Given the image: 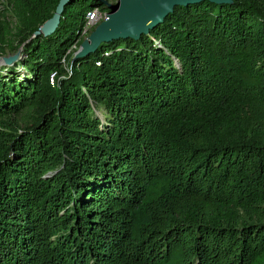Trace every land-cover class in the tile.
<instances>
[{"label": "trees", "instance_id": "trees-1", "mask_svg": "<svg viewBox=\"0 0 264 264\" xmlns=\"http://www.w3.org/2000/svg\"><path fill=\"white\" fill-rule=\"evenodd\" d=\"M59 2L0 19L24 51L0 67V264H264V0L176 6L77 59L107 7L37 35Z\"/></svg>", "mask_w": 264, "mask_h": 264}, {"label": "water", "instance_id": "water-1", "mask_svg": "<svg viewBox=\"0 0 264 264\" xmlns=\"http://www.w3.org/2000/svg\"><path fill=\"white\" fill-rule=\"evenodd\" d=\"M70 0H60L54 15L36 32L37 35H50L60 24L65 5ZM107 7L108 17L101 21L85 37L73 59L84 57L98 49L104 42L120 38L138 39L148 34L156 26L164 22L176 6H186L205 0H102ZM214 3H227L232 0H209ZM18 54L3 57L6 63L16 61Z\"/></svg>", "mask_w": 264, "mask_h": 264}, {"label": "rangeland", "instance_id": "rangeland-1", "mask_svg": "<svg viewBox=\"0 0 264 264\" xmlns=\"http://www.w3.org/2000/svg\"><path fill=\"white\" fill-rule=\"evenodd\" d=\"M110 1H117V0H110ZM7 0H0V19L4 20L5 22H10L11 26L13 27V29H15V25L18 23L16 17L13 16V12L9 9H7ZM105 18V16L103 15L102 18L100 19H94V20H89L87 22V33L84 34L82 37H88L89 34L92 32V30L101 22L103 21ZM20 42L19 37L13 35V45L7 46L5 49V53H0V67H11L14 66V64L16 63V61H13L11 63H6L3 59V57H11L14 56L16 54H18V58H22L24 56V51L22 47H18V43ZM81 44H78L77 46L73 47V50L71 51V54H73V57L75 55V53L79 50ZM14 48H17L16 50ZM99 115L102 117L101 112H99Z\"/></svg>", "mask_w": 264, "mask_h": 264}, {"label": "built area", "instance_id": "built-area-1", "mask_svg": "<svg viewBox=\"0 0 264 264\" xmlns=\"http://www.w3.org/2000/svg\"><path fill=\"white\" fill-rule=\"evenodd\" d=\"M103 15L105 16V18H107L108 17L107 11H104V10H102L100 8H95L92 11L88 12L87 17H88L89 20H94V19L102 18ZM86 26H87V24H86ZM86 33H87V28L85 27V29H84V31L82 33V36L84 34H86ZM53 79L54 78H52V81H53Z\"/></svg>", "mask_w": 264, "mask_h": 264}]
</instances>
